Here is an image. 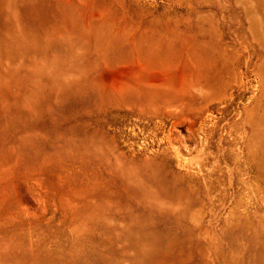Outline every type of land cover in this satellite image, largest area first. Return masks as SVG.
Listing matches in <instances>:
<instances>
[{
	"label": "rangeland",
	"instance_id": "374dc122",
	"mask_svg": "<svg viewBox=\"0 0 264 264\" xmlns=\"http://www.w3.org/2000/svg\"><path fill=\"white\" fill-rule=\"evenodd\" d=\"M0 264H264V0H0Z\"/></svg>",
	"mask_w": 264,
	"mask_h": 264
},
{
	"label": "bare ground",
	"instance_id": "6f19581e",
	"mask_svg": "<svg viewBox=\"0 0 264 264\" xmlns=\"http://www.w3.org/2000/svg\"><path fill=\"white\" fill-rule=\"evenodd\" d=\"M262 1V0H261ZM256 13H254V15H255ZM248 20V19H247ZM253 29V28H252ZM254 35V34H253ZM230 88V87H229Z\"/></svg>",
	"mask_w": 264,
	"mask_h": 264
}]
</instances>
